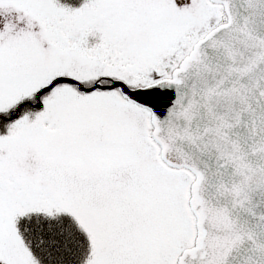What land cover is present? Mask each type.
<instances>
[{
	"label": "snow or ice",
	"instance_id": "obj_1",
	"mask_svg": "<svg viewBox=\"0 0 264 264\" xmlns=\"http://www.w3.org/2000/svg\"><path fill=\"white\" fill-rule=\"evenodd\" d=\"M0 264H264V0H0Z\"/></svg>",
	"mask_w": 264,
	"mask_h": 264
}]
</instances>
